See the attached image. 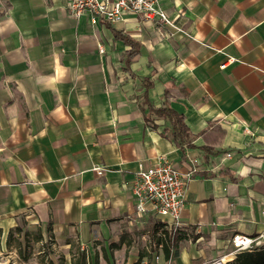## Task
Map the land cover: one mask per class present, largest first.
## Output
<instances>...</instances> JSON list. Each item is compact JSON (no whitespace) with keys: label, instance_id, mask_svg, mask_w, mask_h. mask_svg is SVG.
I'll return each mask as SVG.
<instances>
[{"label":"crops","instance_id":"1","mask_svg":"<svg viewBox=\"0 0 264 264\" xmlns=\"http://www.w3.org/2000/svg\"><path fill=\"white\" fill-rule=\"evenodd\" d=\"M67 2L0 0V264L22 222L88 264H207L264 238V0H159L169 25ZM162 156L188 176L171 259V220L139 215L131 187Z\"/></svg>","mask_w":264,"mask_h":264},{"label":"built area","instance_id":"2","mask_svg":"<svg viewBox=\"0 0 264 264\" xmlns=\"http://www.w3.org/2000/svg\"><path fill=\"white\" fill-rule=\"evenodd\" d=\"M67 10L75 18L89 16L93 24L99 20L109 24L123 21L130 12L141 13L147 22L173 24L159 0H68ZM94 169L103 175L101 166ZM187 178L166 156L148 169L140 168L131 185L139 215L151 210L158 216L168 218L174 226L169 234L175 235L186 206ZM161 236L166 239L164 234ZM257 244L256 237L236 234L232 240L233 250L207 264H227L236 254L251 250Z\"/></svg>","mask_w":264,"mask_h":264},{"label":"rangeland","instance_id":"3","mask_svg":"<svg viewBox=\"0 0 264 264\" xmlns=\"http://www.w3.org/2000/svg\"><path fill=\"white\" fill-rule=\"evenodd\" d=\"M19 228L20 230H13L8 237L10 264H68L70 259L74 256L77 258L82 252L78 244L74 243L69 253L64 245L54 244L47 233L42 234L35 224L22 222ZM256 238L258 244L255 248H264V238Z\"/></svg>","mask_w":264,"mask_h":264},{"label":"trees","instance_id":"4","mask_svg":"<svg viewBox=\"0 0 264 264\" xmlns=\"http://www.w3.org/2000/svg\"><path fill=\"white\" fill-rule=\"evenodd\" d=\"M117 37L134 46V42L130 38L123 36L122 34H118ZM138 54L139 51L131 52L129 56L130 58H134ZM154 110L160 112L162 116H167V118H169L173 122V125L176 129L173 132V137L179 145L190 141V129L188 128L186 120L182 115L177 114L170 108H154ZM16 229L20 230L19 227H17ZM12 231L10 232L9 236H11ZM179 239H181V237H178L177 234L172 236H170L169 234L166 235V242H164L163 246V251L166 259H171L174 256L175 248H177L176 242ZM88 260L89 258L87 253L85 251H82L78 254L77 258L75 256L73 257L72 264H88ZM227 264H264V248L256 247L251 250L239 252L236 255L235 260Z\"/></svg>","mask_w":264,"mask_h":264},{"label":"water","instance_id":"5","mask_svg":"<svg viewBox=\"0 0 264 264\" xmlns=\"http://www.w3.org/2000/svg\"><path fill=\"white\" fill-rule=\"evenodd\" d=\"M237 255V254H236ZM233 261V260H232ZM231 262V261H230Z\"/></svg>","mask_w":264,"mask_h":264}]
</instances>
